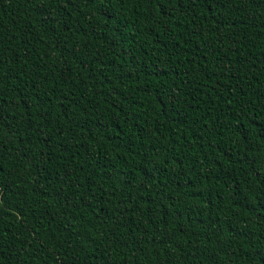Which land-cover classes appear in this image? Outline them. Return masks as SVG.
Returning <instances> with one entry per match:
<instances>
[{
    "label": "trees",
    "instance_id": "16d2710c",
    "mask_svg": "<svg viewBox=\"0 0 264 264\" xmlns=\"http://www.w3.org/2000/svg\"><path fill=\"white\" fill-rule=\"evenodd\" d=\"M0 264H264V0H0Z\"/></svg>",
    "mask_w": 264,
    "mask_h": 264
}]
</instances>
